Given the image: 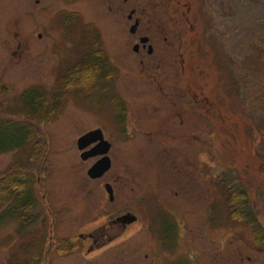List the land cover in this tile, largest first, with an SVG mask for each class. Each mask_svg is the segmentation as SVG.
<instances>
[{
    "label": "rangeland",
    "instance_id": "374dc122",
    "mask_svg": "<svg viewBox=\"0 0 264 264\" xmlns=\"http://www.w3.org/2000/svg\"><path fill=\"white\" fill-rule=\"evenodd\" d=\"M48 1L52 10L38 14L37 6ZM181 1L191 6L194 27L180 29L185 66L180 79L184 92L190 96L200 93L198 130L212 127L203 122L204 116L213 114L202 109L201 96L221 100L225 92L229 105L228 121L218 119L214 110L213 135L204 134L203 129L198 135L182 136L138 133V128L156 127L161 117H173L171 123H179L181 99L169 98L176 95L179 69L172 65L167 75L162 73V97L167 98H162V104L152 100L150 105L144 91L148 89L146 81L153 77L140 72L137 59L129 57L134 39H130L128 25L103 15L99 0H81L77 8L86 25L100 34V47L118 66L119 75L110 92L122 101L129 133L119 130L112 110L115 102H110L111 95L105 88L89 87L92 102H85L83 95L69 88L60 96L63 108L59 117H32L18 96L34 85L49 89L72 57L65 48L77 36L50 20L69 3L40 0L38 5L34 0H0V119L31 121L37 131L33 143L40 148L38 160L29 157L31 147L27 145L0 153V177L10 169L28 165L38 201L37 208L31 209L34 219L25 226L19 212L2 218L0 264L11 260L18 263L20 256L29 263H34L31 257L39 258L41 264H264V249H255L252 244L255 237L247 224L249 213L232 217L224 193L227 188L234 190L236 183L242 186L248 195L246 210L251 218L256 214L258 223L264 225V0ZM61 12L57 11V16ZM166 16L165 29L173 31V19ZM82 27L79 24L78 29ZM54 41L55 46L61 43V55H53ZM171 50L167 48V53ZM170 61L172 57L164 63ZM220 78H226V83ZM95 127H100L114 144L113 168L101 179H89L86 170L93 159L83 161L76 147L77 138ZM105 181L114 187V204L108 201ZM157 193L174 204L176 219H169L178 223L180 230L167 251L154 255L157 228L149 233L142 226L153 213V201L146 199L147 194L154 197ZM134 196L133 208L144 221L118 230L109 241L102 239L99 244L103 246L89 252L94 243L90 238L81 241L79 234L96 235L107 223L106 214L115 217L113 209L132 202ZM150 234H155V239ZM70 242L77 243V248L68 251ZM23 251L28 255L23 257Z\"/></svg>",
    "mask_w": 264,
    "mask_h": 264
},
{
    "label": "flooded vegetation",
    "instance_id": "af4514ba",
    "mask_svg": "<svg viewBox=\"0 0 264 264\" xmlns=\"http://www.w3.org/2000/svg\"><path fill=\"white\" fill-rule=\"evenodd\" d=\"M35 4L39 5L40 0H34ZM69 5L62 10L63 16L58 17L57 16V10L51 17L50 20L56 23H62L64 27L60 26L65 30V28H68L71 30L72 34L76 35L77 38L72 43H70L68 46H66L65 50H70V55L72 57L68 60V62L64 65L62 69V74L64 77V82L69 86L74 87H81L85 85H99L100 87H104L105 85H110L113 83V81L118 78V66L113 63V60L109 58L111 63L103 62L102 58V51L99 48V41L97 40V33L91 32L89 41L93 42L89 47L83 46V44L86 45L85 40L86 37L83 36L82 32H80V29H78L79 24L82 25L83 23V14L81 9L77 8V3L81 0H66ZM99 4L102 5V13L103 15L112 18L116 21L121 20L126 25H128L129 29V36L130 39H134L131 43V48L129 49L132 54L129 57H133L134 59H137L139 63V70L143 74L145 73L148 76H152L153 80L150 82L146 81V86L148 89H146L144 92L147 97L146 101L155 100L158 104H162V98H167V96L162 97V78H165L162 76L167 75V69L172 68V65L175 66L176 69H179L178 72H176L177 80L175 82L176 84V95L169 97L170 99H181L179 100V103L181 104L180 111L181 113H178L177 115L180 116L179 123L176 124L175 122L171 123L173 121V117H165L162 120V117L160 118L158 125L156 127H151L149 129L145 128H138L139 134H145V135H163V134H171V135H198V132L200 129H203L204 134H211L213 135L216 131V128L214 126L215 122V115L214 110L218 113L219 118L222 120L228 121V101L225 100V92L223 98L220 100L221 97H217L215 100L209 99L208 97H203V102H201V107L205 111L212 113L213 115H206L203 117V122L206 121L208 124H210L212 127L210 128H197V115H199V105L198 102L197 92L194 93V95H189L188 91H183V85H182V79L181 76L184 73L185 66L183 64V53L181 52V47L183 44V36L182 31H180L181 28H184L186 25H189V27L192 29L194 25L191 23L192 20L190 18V12H191V6H188V3L181 0H99ZM203 5H206V1H201ZM37 6L38 14L42 11L50 12L52 10V6L50 2L48 1L45 5ZM105 9L112 15H107ZM166 13L173 19L171 29L173 31H166L164 19L166 21ZM83 17V18H82ZM192 18H195L194 15L191 16ZM38 19V18H37ZM39 21V19H38ZM86 23V21H84ZM40 21L38 22V24ZM42 24V23H40ZM55 23H52L54 25ZM43 25V24H42ZM182 26V27H181ZM169 33V34H167ZM42 32L38 34L40 37ZM162 34H166L162 36ZM96 38V39H95ZM163 42V43H162ZM79 45V48H72L73 45ZM168 44V45H167ZM56 43L52 44V52L56 51V53L53 52V55H61V50L59 46L61 45L60 42L57 43V46H55ZM172 48L171 53H167V48ZM176 56V59H175ZM172 57L173 61H170L169 63H164V61L168 58ZM72 61L70 62V60ZM70 62V63H69ZM227 70V69H226ZM229 71V70H228ZM224 71L222 72L223 75ZM229 76V75H228ZM227 76V77H228ZM220 77V76H219ZM226 78H220V80L225 83ZM116 82V81H115ZM114 82V84H115ZM189 85L187 84V87ZM185 87V88H187ZM185 98V99H184ZM183 100V101H182ZM167 103H174V101H167ZM216 105V106H215ZM153 108L156 110V105H153ZM224 110V113H223ZM228 111V115H227ZM184 114V117H182ZM223 114L226 115V117L223 116ZM124 119V118H123ZM122 118H116V123H121ZM121 121V122H120ZM223 123V122H222ZM127 124V119H125V125ZM224 127V126H223ZM120 131L129 133L127 131V126L119 127ZM221 130L225 128H220ZM134 129L132 128V131ZM197 131V132H196ZM175 133V134H174ZM110 142V147L107 151V155L110 158V166L109 168L102 174L101 177L94 178V179H101L102 177H105L106 174L112 170L113 168V158L111 156V149L113 148V142L112 140H108ZM91 146V145H90ZM88 146V148L90 147ZM92 147V146H91ZM94 148V146H93ZM100 151V150H99ZM103 156V154L99 153L89 159H93V162L89 165H93L98 159H100ZM89 167L86 170L89 169ZM88 176V175H87ZM89 177V176H88ZM119 176L117 175L116 178ZM89 179H93L90 178ZM104 188L106 189V186H109L111 189V193L107 191V198L110 204H114L115 201V193H114V187L112 186V183L109 181H105L103 184ZM132 195V194H131ZM246 192H239L238 196L240 197V214H242L243 207L245 205V196ZM148 197L146 199L153 201V213L152 215H149V218L147 219V223L142 226V229L145 228L150 231L153 227L156 226L157 232H158V239L154 241V244L156 245V249L153 251L151 248L150 250L153 251L154 255H157L162 250L167 251L168 249V241L170 242L171 239L174 237V242H176V237L178 234V230H180V225L178 223H173L170 221L169 216L173 217V220L175 221V215L176 211L174 210V204L170 201H166L167 198H163L162 195L157 193L154 197H150L147 194ZM159 196V197H158ZM229 196V193L226 195V199ZM136 196L133 197L132 202H129L125 204L122 207L115 208V217L110 213L107 216L106 224L103 230H100L96 235L94 233H84L80 234L79 238L80 240H88L90 238L91 242H93V247L91 245L87 249L89 252L93 251V249H98L102 247L103 245H100V241L105 238H109L108 241L111 238H114L118 234V230L126 229L128 226H131L134 223H140L144 219L141 218V214L138 213V211H135L133 208V205H135L134 200ZM211 202V201H210ZM210 210H212L213 206L212 203H210ZM209 210V212H210ZM96 211H99V208L96 209ZM101 213V211H99ZM135 216V218L133 217ZM110 217H112L110 219ZM133 219V220H130ZM116 229V232L114 231ZM249 230L253 232L254 240H253V246L255 249H259L260 251H263L264 249V225H262L260 222L258 223V218L256 215V222L254 225L249 226ZM105 233V234H104ZM102 236V238L100 237ZM151 238L155 239V234L151 235ZM81 240V241H82ZM82 247L84 245H81ZM88 247V246H87ZM166 248V250H165ZM164 255V254H163Z\"/></svg>",
    "mask_w": 264,
    "mask_h": 264
},
{
    "label": "trees",
    "instance_id": "16d2710c",
    "mask_svg": "<svg viewBox=\"0 0 264 264\" xmlns=\"http://www.w3.org/2000/svg\"><path fill=\"white\" fill-rule=\"evenodd\" d=\"M59 97L60 94L57 92L47 96L36 88H29L20 95V100L29 115L33 117L38 113L46 114L49 116L46 119L49 120L60 112L57 109L58 101L55 100ZM49 99L53 100L52 103ZM36 133L37 131L31 121L0 119V152L29 144L31 147L29 157L38 160L37 156L40 154V148L37 142L33 143ZM31 180L29 166L24 164L17 169H10L5 176L0 178V205L9 201L7 207L0 212V220L5 216L18 212L22 213L24 217L36 205ZM239 200V196L233 199V201Z\"/></svg>",
    "mask_w": 264,
    "mask_h": 264
},
{
    "label": "water",
    "instance_id": "95a60500",
    "mask_svg": "<svg viewBox=\"0 0 264 264\" xmlns=\"http://www.w3.org/2000/svg\"><path fill=\"white\" fill-rule=\"evenodd\" d=\"M99 140L97 146L92 148L89 151H84L80 154L82 159H86L90 156L106 153L109 148V143L103 139V135L100 129L91 130L83 135H81L77 139V147L82 150L90 143ZM100 150V151H99ZM110 166L109 158L107 156L102 157L98 161H96L89 169L88 175L92 178L100 177ZM106 189L111 193V189L109 186H106Z\"/></svg>",
    "mask_w": 264,
    "mask_h": 264
}]
</instances>
